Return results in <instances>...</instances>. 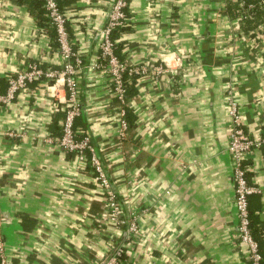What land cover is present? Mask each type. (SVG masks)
Masks as SVG:
<instances>
[{"label": "crops", "instance_id": "crops-1", "mask_svg": "<svg viewBox=\"0 0 264 264\" xmlns=\"http://www.w3.org/2000/svg\"><path fill=\"white\" fill-rule=\"evenodd\" d=\"M56 1L82 61L74 128L102 162L124 224L106 220L90 167L58 145L63 80L35 81L0 101L8 264H104L118 248L120 264H248L236 235L227 102L250 138L264 134V0L251 9L233 0H128L118 55L138 73L124 104L99 50L115 0ZM30 64L60 71L58 45L25 4L0 0V97ZM244 165L259 191L248 208L264 253V155L251 149Z\"/></svg>", "mask_w": 264, "mask_h": 264}, {"label": "built area", "instance_id": "built-area-1", "mask_svg": "<svg viewBox=\"0 0 264 264\" xmlns=\"http://www.w3.org/2000/svg\"><path fill=\"white\" fill-rule=\"evenodd\" d=\"M46 10V15L56 34V42L62 67L60 71L42 70L35 64L27 66L26 70L18 74L15 78L8 80L6 94L0 97L1 102L12 101L18 91L25 90L27 85L40 80H53L59 77L64 82L65 100L61 111L63 118L60 122V136L57 139L58 145L65 154H74L79 165H89L92 169L93 180L95 181L102 197V211L106 220L111 221L116 227L124 224L123 214L120 204L116 201V196L111 189L107 175L103 170V165L97 156L94 147L91 146L87 137L77 138L74 128L75 120L80 116L81 109L77 100L76 74L81 68L82 61L79 54L73 51L64 15L56 0H42ZM128 0H115L112 5L108 23L103 30V39L99 45L100 56L104 62V69L110 78L111 91L113 97L123 103L125 96L124 80L138 73L135 69H128L115 54L113 42L110 39L111 31L122 26L126 21L124 8L127 7ZM241 9H251L253 6L247 4V0H233ZM55 80V79H54ZM227 113L230 117L231 128L227 140V152L232 164L231 179L234 187V205L237 216L236 235L238 242L246 252L248 264H262V257L259 252L257 242L254 240L250 230V220L248 212V199L252 194L259 191L249 185L246 174L247 168L244 165L245 155L251 150H258L264 155V134H258L250 138L241 126V119L235 102L228 100ZM120 129L118 135L124 137L127 129V122L124 119V112L120 111ZM51 142V139H49ZM132 228H130L131 230ZM123 257L122 249L115 251L114 256L104 264H118ZM0 264H8L6 248L0 233Z\"/></svg>", "mask_w": 264, "mask_h": 264}, {"label": "trees", "instance_id": "trees-1", "mask_svg": "<svg viewBox=\"0 0 264 264\" xmlns=\"http://www.w3.org/2000/svg\"><path fill=\"white\" fill-rule=\"evenodd\" d=\"M250 1L251 0H247L246 3L250 4ZM257 1H259V0H252V2H255V3ZM18 2L20 4H25L27 6V9L31 13V15L34 17L36 25L38 26V28H40L43 31V33L49 38V40L51 41V46L53 48H57L55 30H54L53 26L50 24L49 19L46 15V10L43 6V1L42 0H18ZM127 11H128V1H127V7L124 8V12H125V16H126L125 23L122 26H118V27L114 28L110 34V39L113 42L115 54L117 55V57L120 61H122V60L119 57L118 53L120 52V49H121V43L118 39L123 33L128 31V27H127L128 13H127ZM124 76H125V80H124L125 96H124L123 104L125 103L126 99L130 95H132L133 87L135 85V79L137 77L135 74H133L127 78H126V74ZM58 113L60 114V117L63 115L62 111H60ZM76 136H77V138L81 137L77 132H76ZM101 164H102V162H101ZM85 167L89 169L90 166L86 165ZM91 169L92 168L90 167V170ZM246 177H247V174H246ZM248 201H249V199H248ZM248 212H249V220H250L249 226H250L251 234H252V237L254 238V240L258 244L259 252H260L261 257H262V264H264V253H263L262 249L260 248V244L258 243V241L256 239L254 229L252 228V220H251V214H250L249 208H248ZM122 259H121V261H122ZM121 261L118 264H120Z\"/></svg>", "mask_w": 264, "mask_h": 264}, {"label": "rangeland", "instance_id": "rangeland-1", "mask_svg": "<svg viewBox=\"0 0 264 264\" xmlns=\"http://www.w3.org/2000/svg\"><path fill=\"white\" fill-rule=\"evenodd\" d=\"M103 202V201H102Z\"/></svg>", "mask_w": 264, "mask_h": 264}]
</instances>
